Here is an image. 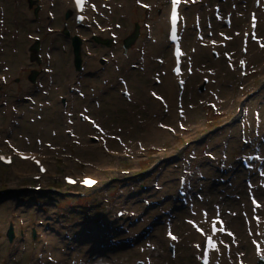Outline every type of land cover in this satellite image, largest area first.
I'll use <instances>...</instances> for the list:
<instances>
[{
	"label": "rangeland",
	"instance_id": "374dc122",
	"mask_svg": "<svg viewBox=\"0 0 264 264\" xmlns=\"http://www.w3.org/2000/svg\"><path fill=\"white\" fill-rule=\"evenodd\" d=\"M48 2L50 0H45ZM51 2L54 3V20L47 22L44 9L34 12L28 0H0L3 33L0 35V73L7 81L3 92L0 91V151L11 150L6 146L8 142L23 151L40 154L48 165V173L36 184H45V188L51 184L47 179L52 173H89L101 178L103 186L96 191L83 190V194H78L75 188L62 195L58 194L61 191L54 193L48 189L25 191L27 186L35 185L31 179L37 174L35 167L16 158L9 166L0 164V264H37L36 255L41 254L43 264H53L54 259L60 258L63 264H69V256L77 251L82 252L80 264H101L102 257L106 264H116L111 259L120 258L123 251L127 256L125 264H147L144 257L131 252L135 246L149 244L155 237L160 240L161 228L162 242L158 249L160 254H157L160 259L156 258V264H198L199 249L192 245L194 233L186 231L185 226V220H190L197 208H202L205 216L219 215L225 221L226 234L221 239L224 254L212 264H249L240 256L245 251L253 259L250 242L256 236L250 239L245 205L258 202L262 211L256 214L264 217V135L257 137L256 143L243 144V141L255 138L251 134L252 126L264 129V120H260L264 117V38L258 29L244 49L240 35L247 27L246 14L239 13L233 22L234 13L224 14L217 10L219 4L229 5L228 0H184V80L188 79V84L196 82L188 85L186 92L178 91L184 96L182 106L187 116L181 121L182 106L178 99H174L171 107L173 116L168 115L162 102L154 104L152 97L153 102L149 105L144 99L149 90L158 91L162 79L160 65L164 59H170V47L164 41L166 0H90L92 6L99 9L95 24L104 29L100 34L115 40L106 47L91 40L89 36L93 29L79 27V35L84 39L82 67L87 59L89 63L83 72L73 70L71 76H68L72 66L70 44L68 36L62 32L66 28L70 34L76 33L72 27V14L70 18L64 14L70 10V5L64 0ZM234 3L239 6L236 11H240L239 8L245 10L247 5L253 10L259 8L255 7L258 2L254 0H235ZM192 23L193 27L190 26ZM253 23L256 26L257 21ZM136 27V38L124 49L123 39ZM233 28L240 30L239 42L237 36L235 44L225 48L228 33ZM225 30L229 31L223 35ZM94 31L99 32L98 29ZM152 35L158 39L157 46L150 41ZM35 38L40 43L39 49L29 51ZM249 45L253 53L246 57ZM197 47H205V54H200L199 68L192 79L187 53L190 48ZM232 52H236L235 55ZM44 53L47 54L45 60ZM101 59H104L103 63ZM229 60H232L230 66ZM56 61L64 70L59 74L61 81L55 83ZM239 63L244 64L242 69L237 68ZM41 66L46 67L48 73L35 77L36 84L32 85L28 76ZM214 66L222 69L223 75L216 76L218 84L210 86L214 80L210 69ZM166 72L171 79L168 68ZM76 76L78 80L80 76L82 78L72 94L67 91V83ZM107 82L109 88L106 85L103 88L105 93H110L107 108L98 107L93 104L92 92L98 84ZM200 87H203L202 91H199ZM123 92L126 94L122 95ZM71 95L78 97L73 101L68 98L73 109H70L69 119L65 120L56 99ZM208 103L212 104L213 113L208 111ZM237 104L245 112L246 131H239L238 121L233 116ZM256 113L261 117H255ZM79 115H85L84 121H80ZM211 116L215 121L207 122ZM176 122L180 126H176ZM150 126L156 132V138L148 135ZM124 127L130 130L129 135L124 134L127 133L122 129ZM90 136L103 139L104 149L100 150L97 141H91ZM184 141L189 144L183 147ZM157 149L167 150L172 157L161 161L158 169L151 171L148 165L152 161L151 151ZM105 150L128 151L131 157L124 160L105 157L102 155H106ZM250 151L257 153L260 162L255 170L245 172L240 166V158ZM143 152L146 157L140 158ZM219 158L224 160L214 163ZM181 162L190 166L187 203L192 204L191 208L181 207L175 199V179L179 174L176 167ZM219 164L224 167L222 172L217 170ZM125 166L131 167L135 175L112 183L106 180L113 172L112 168ZM155 178L157 189L140 190ZM108 203L114 206L111 212L105 210L104 205ZM118 204L125 206L130 215L128 219L115 220L113 210ZM166 220L170 225L164 223ZM9 224L14 227L11 240L6 236ZM166 230L172 231L169 233L176 241L163 240ZM182 237L186 238L184 242H181ZM46 239L48 246L43 251ZM230 245L236 249L228 256Z\"/></svg>",
	"mask_w": 264,
	"mask_h": 264
},
{
	"label": "bare ground",
	"instance_id": "6f19581e",
	"mask_svg": "<svg viewBox=\"0 0 264 264\" xmlns=\"http://www.w3.org/2000/svg\"><path fill=\"white\" fill-rule=\"evenodd\" d=\"M228 1H230V4L228 5V4H225V5H221V4H219V5H217V10H221L224 14H232V13H234V17H233V22H236V19L239 17V13H242V15H244L245 16V14H246V21L245 22H247V23H249L250 22V18H252V17H254L255 19H256V21H257V23H256V26L254 27V29H253V31H252V33L254 32V30H255V32H257V31H259L260 32V34L262 35V37L264 38V21L262 22V19L264 18V4H262L261 5V8L259 9V10H252L251 8H249V6L247 5V7L245 8V10L242 8H239L240 9V11L238 10V11H236L237 10V8L239 7V6H237L236 7V5H235V3H234V1L235 0H228ZM226 2V1H225ZM64 3H66V0H64ZM69 3H70V1H69ZM193 3V2H192ZM71 5H72V3H71ZM182 6H183V4H180V6H179V11H180V13H179V22H178V31H179V33H180V35H181V38L179 39V45H180V49H181V56H180V58H181V65H182V67H183V64H184V58L186 57V54H185V52H184V45H183V42H184V40H183V34H182V25H183V16H182ZM62 8V7H61ZM241 10H243V11H241ZM165 27L167 28V23H166V14H167V9H165ZM97 14H98V12H97ZM182 16V17H181ZM88 18L89 19H91V16H88ZM54 20V18H52V20L51 21H53ZM200 20V19H199ZM204 21V20H203ZM201 23H202V21H200ZM231 22H232V20H231ZM244 22V23H245ZM246 23V24H247ZM232 25V24H231ZM231 25H230V27L229 28H231ZM190 26H192V24H190ZM200 26H201V24H200ZM247 27H248V25H247ZM256 29H258L257 31H256ZM230 30V29H229ZM229 30H225L224 32H223V35H225L226 34V31H229ZM222 32V31H221ZM254 32V33H255ZM240 33V30H239V28H233L229 33H228V36H227V41H225V48H229V46L231 45V44H235V41L237 40V36H238V34ZM150 41H151V43H152V41H153V44H155L156 46L158 45V39H157V37H155L154 35H152V38H150ZM238 42H239V36H238ZM193 46V45H192ZM202 47H197V48H190V50H189V53H191V54H189V53H187V58H188V60H191V66H192V73H191V75H190V77L192 76V79H193V77L196 75V71L198 70V68L199 67H197L198 65L197 64H199L200 63V54H205L204 52H205V47H204V49H201ZM232 48H234V45L231 47V49ZM30 51V50H29ZM232 51H234V50H232ZM257 51H259V49H257ZM250 45L248 46V52H247V54H246V57H250ZM235 53L236 52H232V54L233 55H235ZM253 53V51L251 52V54ZM29 55H30V57H31V54L28 52V57H29ZM54 56V58L56 57L55 55H53ZM238 56V55H237ZM23 57L26 59V57H25V53H24V55H23ZM53 58V59H54ZM32 59V58H31ZM199 59V60H198ZM28 61V60H27ZM72 61V60H71ZM54 62H55V59H54ZM57 62L58 61H56V64H55V76H54V82L56 83V82H59V81H61V78H60V73H62V70H64V68H63V66L61 65H59V66H57ZM231 62H232V60H229V62H228V65L230 66L231 65ZM88 63H89V60L87 59V61L85 62V67H83V69H82V72H83V70H84V68H86L87 66H88ZM171 66H172V58H170V60L169 61H167V59H164V61L162 62V64L160 65V68H162V71H161V74H162V79L160 80V83H159V86L157 87L158 88V91H156L155 90V93H156V96L158 97V100L160 101V102H162L165 106H166V108H167V110H168V115L169 116H173V114H172V104H173V101H174V99H176V97H178L179 98V100H180V103H181V106H182V103H183V98H184V96H183V94H182V96L181 95H178V90H177V88H176V84H175V82H174V80H173V77H171V79L167 76V68L170 70L171 69ZM146 67V66H145ZM182 67H180V77L181 78H183V76H184V73H183V70H182ZM218 66H214L213 68L211 67V69H210V71H211V73L213 74V76L212 77H214V80L212 79L211 80V83H210V86L212 85V84H214V83H216V84H218L217 83V81H216V76L217 77H221L222 75H223V72H221V70L219 69V68H217ZM66 68V67H65ZM72 68H74V67H72ZM105 68V67H104ZM59 69V70H58ZM34 71H32L31 73H33ZM47 73L48 72H46L45 74H44V76H46L47 75ZM62 75V74H61ZM80 79L82 78V76H80L79 77ZM263 78H264V76H263ZM80 79L78 80V83L80 82ZM188 79L186 80V82H184V85H183V89H182V91L183 92H186V90L187 89H189L188 88V85L189 86H191V84L192 83H195L196 81H193V82H191V84H188ZM108 83L109 82H107V83H103V84H98L97 86H96V89L92 92V99H94V101H95V103H93L94 105H96V106H98V107H102V106H104L105 108H107V104H108V102H109V98H110V96H109V94L110 93H105V90L103 89L104 88V85H106V87H107V89L109 88L108 87ZM64 84V83H63ZM131 85H132V83H131ZM192 88V87H191ZM59 89H60V85H59ZM75 92V91H74ZM74 92L72 93V94H74ZM89 96V94H88V92L86 93V97H88ZM70 97H72L71 99H75L76 97H78V96H76L75 97V95H71ZM59 98V97H58ZM85 98V97H84ZM191 98H193V97H191ZM80 99H81V97H80ZM145 99V102L147 103V104H149V105H151V103L153 102V99H152V96L151 95H148V97H146V98H144ZM72 100V101H73ZM101 100H103V102L101 101ZM127 100V99H126ZM132 99H130V101H131ZM149 101V102H148ZM56 102H57V104H58V100L56 99ZM132 102V101H131ZM157 102L158 101H154V104H157ZM95 106V107H96ZM71 109H73V106H72V108ZM184 117H186V119H187V116H185V110H184V107L182 106V121H183V119H185ZM130 121V120H129ZM131 122H133V120L131 121ZM132 128H134V126H132ZM122 129H125V131L127 132V133H124L125 135H129V133H130V130L128 129V128H122ZM131 130H133V132L134 131H136V129L134 130V129H131ZM9 133H11V137H12V133H14V128H13V126H12V130H10V132ZM160 133V132H159ZM259 133V132H258ZM148 135H150L151 137H153V138H156V132H154L153 131V128H152V126H150L149 128H148ZM158 137H159V134L157 135ZM260 137V136H259ZM90 152V151H89ZM91 153V152H90ZM92 155H94V154H92ZM104 155V154H103ZM105 157H107V156H105ZM169 160V159H168ZM99 161H103L102 159H99ZM258 161V158H257V160L254 162V164L256 163ZM104 163V162H103ZM23 164H27L28 165V162H23ZM46 164V163H45ZM162 164H164V162L162 163ZM47 165V164H46ZM28 166H32L31 164H29ZM104 166V165H103ZM47 167H48V165H47ZM258 177H254V180H258L257 179ZM98 183H100V182H98ZM96 184L95 185V187L94 188H97V187H99L100 185L99 184ZM188 187H189V185H188ZM187 187V188H188ZM151 190V189H150ZM152 190H154V189H152ZM149 191V190H148ZM188 189H187V192H186V196H185V199H187L188 198ZM1 206V205H0ZM260 207H262V206H259V204L256 206H254V211H255V213H257L258 211H262V209L260 208ZM250 207H247V204L245 205V211L247 212V217H248V219H249V224L247 223V221L245 222L246 224H248L250 227H252L253 226V223L250 221V213H249V211H248V209H249ZM125 215L126 214H123V216H122V218H125ZM187 221H188V219L186 220V223H185V226H186V231H187V229H188V227H187ZM232 223H234V221H232ZM226 224V223H225ZM207 225H208V223L205 225V227H204V230L206 231L207 230ZM231 229H233V227H231ZM193 233H194V239H195V246H197L198 247V245H199V243H201V249H202V241H203V237L202 236H199V235H197L195 232H194V230H193ZM226 234V230H224V231H221L220 232V234H219V236L217 237V240H218V242H219V244H220V240H221V238H222V236H224ZM232 235H234V233L232 234ZM252 234H250L249 236H251ZM249 236L247 237V241H248V239H249ZM48 237V236H47ZM186 238H187V234H186ZM185 237H182L181 238V242H184L185 241V239H186ZM168 238H167V234H165V236H163V240L164 241H168L167 240ZM170 240H172L173 239V237L171 236V238H169ZM176 239V238H175ZM175 239H173V241H176ZM260 239V238H259ZM162 242V228H161V236H160V240H159V237H155L154 239H153V241L151 242V243H149V244H144V245H141V244H139V245H137V246H135V248H134V250L131 252L133 255H135V256H142V257H144L145 259H146V262H147V264H156L157 262L155 261L156 260V258L157 259H160L159 257H157V254H160L159 252H158V249L160 248V243ZM175 243V242H174ZM182 245H183V243H182ZM186 245V244H185ZM46 246H48V240L46 239V242H45V244L43 245V251H44V249L46 248ZM51 246V245H50ZM218 249H219V255H217V256H214V255H210L209 256V261H208V264H211L212 262H214V261H216L221 255H222V253H223V248H222V246H221V244L220 245H218ZM261 247V246H260ZM235 247L234 246H232V245H230L229 246V248H228V256H231L232 255V253L235 251ZM251 249H252V255H253V259H251L250 258V256H247L246 255V253H245V251L243 252V255H241L240 256V258L242 259V260H245V261H247L249 264H253V262L252 261H255L256 259H255V257H254V254H253V247H252V245H251ZM262 250V249H261ZM262 251H264V250H262ZM124 252L125 251H123V252H120V258H116V257H114V258H112L111 260H114V263H116V264H125V260H127L126 258H127V256L124 254ZM264 253V252H263ZM82 254V252L80 253L79 251H77L75 254H72V255H70L69 257L71 258V260H69V264H80L79 262H81L82 261V258H81V255ZM200 254H201V250H200V253L198 254L199 255V258H198V261H199V259H200ZM156 255V256H155ZM118 256V255H117ZM159 256V255H158ZM105 257H107V256H105ZM101 260H99L100 261V263L101 264H106V260H105V258L104 257H102V258H100ZM42 260H43V255L41 254V256H40V259H39V262L37 263V264H43V262H42ZM84 260V259H83ZM53 262V264H63V259L62 258H60V259H57V260H53L52 261ZM130 264V263H129ZM168 264V263H167Z\"/></svg>",
	"mask_w": 264,
	"mask_h": 264
},
{
	"label": "water",
	"instance_id": "95a60500",
	"mask_svg": "<svg viewBox=\"0 0 264 264\" xmlns=\"http://www.w3.org/2000/svg\"><path fill=\"white\" fill-rule=\"evenodd\" d=\"M65 17H67V13L65 14ZM136 26V25H135ZM63 33L64 34H67V31L64 29L63 30ZM137 33H138V29L136 27V29L134 30L133 33H131V35H129L128 37H126L125 39H123V48L126 49L132 42H133V39L136 38L137 36ZM94 40L96 42H102L104 43L105 45H108L109 44V41L106 39V40H100L98 38H94ZM36 43H34L32 46L29 47V50L30 51H33L35 52L37 49H38V42L35 41ZM79 43H80V40L77 39L76 36H73L72 37V45H73V56H74V66L76 68H79L80 67V56H79ZM31 58H33V56L31 55ZM32 72V71H31ZM34 73H31L28 78L30 81H33L34 80ZM6 236L8 238V240H11L12 237H13V232H12V228L11 226L7 229L6 231Z\"/></svg>",
	"mask_w": 264,
	"mask_h": 264
},
{
	"label": "snow or ice",
	"instance_id": "6c2138e0",
	"mask_svg": "<svg viewBox=\"0 0 264 264\" xmlns=\"http://www.w3.org/2000/svg\"><path fill=\"white\" fill-rule=\"evenodd\" d=\"M77 2V6L79 7L82 3V0H76ZM243 63V62H242ZM177 71H179L177 69ZM84 183L86 184H92L94 183V181H91V180H85ZM191 223V221H190ZM216 231V224L215 222H213V225H212V232L214 233ZM173 239H175V237H173ZM207 246H208V249H215V243H214V239H213V236L212 235H209L207 237ZM207 256V252L205 253V257ZM205 264H207V259H205Z\"/></svg>",
	"mask_w": 264,
	"mask_h": 264
}]
</instances>
